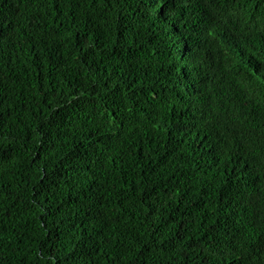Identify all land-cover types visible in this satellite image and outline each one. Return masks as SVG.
<instances>
[{"label": "trees", "instance_id": "obj_1", "mask_svg": "<svg viewBox=\"0 0 264 264\" xmlns=\"http://www.w3.org/2000/svg\"><path fill=\"white\" fill-rule=\"evenodd\" d=\"M0 264H264V0H0Z\"/></svg>", "mask_w": 264, "mask_h": 264}, {"label": "snow or ice", "instance_id": "obj_2", "mask_svg": "<svg viewBox=\"0 0 264 264\" xmlns=\"http://www.w3.org/2000/svg\"><path fill=\"white\" fill-rule=\"evenodd\" d=\"M174 3V0H171ZM169 0H157V4L160 6V10L163 12L168 7Z\"/></svg>", "mask_w": 264, "mask_h": 264}]
</instances>
